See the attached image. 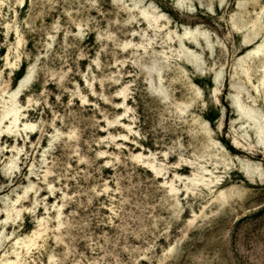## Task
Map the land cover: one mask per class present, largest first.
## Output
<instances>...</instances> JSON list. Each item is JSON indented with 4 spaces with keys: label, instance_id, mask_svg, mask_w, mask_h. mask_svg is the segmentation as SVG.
<instances>
[{
    "label": "rangeland",
    "instance_id": "1",
    "mask_svg": "<svg viewBox=\"0 0 264 264\" xmlns=\"http://www.w3.org/2000/svg\"><path fill=\"white\" fill-rule=\"evenodd\" d=\"M183 4L0 0V116L33 74L18 126L0 124V264H264V145L232 104L239 93L264 114V62L246 56L264 43V0ZM185 25L206 33L183 39L198 54L190 64L177 36ZM40 229L30 251L17 246Z\"/></svg>",
    "mask_w": 264,
    "mask_h": 264
},
{
    "label": "bare ground",
    "instance_id": "2",
    "mask_svg": "<svg viewBox=\"0 0 264 264\" xmlns=\"http://www.w3.org/2000/svg\"><path fill=\"white\" fill-rule=\"evenodd\" d=\"M141 1V0H140ZM229 1V0H228ZM232 1V0H230ZM133 2V1H132ZM184 0H178V4L180 6H182ZM228 3V2H227ZM227 3L224 4V8L227 6ZM133 4V3H132ZM142 4V3H141ZM136 6V4H134ZM138 5V4H137ZM140 5V4H139ZM184 5V4H183ZM231 6V3L230 5ZM139 8V11L140 12V16L143 17V19H145V21H147L148 24L150 25H154V26H158L159 24V20H161L160 18L162 17L161 14H157V12H153L149 9H147L146 7H138ZM151 8V7H150ZM154 9V8H153ZM184 10V9H183ZM160 13V12H158ZM263 13V12H262ZM264 17V14H261L260 17H258V20H261L262 18ZM163 18V17H162ZM162 21V20H161ZM163 23V21H162ZM167 23V22H166ZM165 24V23H164ZM168 24V23H167ZM166 24V25H167ZM255 25V23H254ZM162 27V26H160ZM166 27V26H164ZM151 28H154V27H151ZM160 29V28H159ZM164 29V28H163ZM153 30V29H152ZM156 30V29H155ZM161 30V29H160ZM169 30V29H168ZM173 32V31H171ZM207 32V31H206ZM251 32V31H249ZM171 34V33H170ZM258 33L255 32L253 34V36L251 37H248V38H242L244 40H242V43H240V48L241 49H245V48H249L251 46H253L255 43L258 42L259 40V37L257 35ZM173 36V34H171ZM170 35V36H171ZM205 31H202L200 30V28L198 26H194V27H190V26H182V30L180 33H177V36L180 40V45L182 47V52H183V55L185 57V59L190 63H193L196 61V59L198 58V54L192 50V49H189L186 45H185V40L183 41V39H187V40H196L197 39V36H202L203 38H205ZM167 36V35H166ZM169 36V37H170ZM170 37L173 38V37ZM208 36V34H207ZM249 36V35H248ZM168 37V36H167ZM169 39V38H168ZM209 39V38H208ZM207 39V40H208ZM186 40V41H187ZM206 40V41H207ZM127 41V40H126ZM130 41V40H129ZM172 42V40H170ZM263 41V40H262ZM261 41V42H262ZM20 42V41H19ZM18 42V43H19ZM193 42V41H191ZM196 42V41H195ZM128 43H131V42H128ZM136 43V42H135ZM190 43V42H189ZM127 44V43H126ZM132 44V43H131ZM210 44V42H209ZM170 45V43H169ZM212 45V44H211ZM189 46V45H188ZM141 48V46H140ZM179 51V50H178ZM165 53V52H164ZM178 53V52H177ZM168 54V52H167ZM165 55V54H164ZM181 56V55H180ZM249 60H254V59H262L263 62H264V43L261 44L260 46H258L257 48L253 49L252 51L248 52V54L246 55ZM165 58V57H164ZM180 58V57H179ZM246 59V58H245ZM181 60V59H180ZM242 61V60H241ZM165 62V61H164ZM154 63V62H153ZM168 63V62H167ZM186 63V62H185ZM248 63V62H247ZM249 65V64H248ZM264 66V63L262 64ZM152 67V66H151ZM243 67V73L244 75L246 76V79L248 80V82L251 83V75L249 74L248 72V68L244 65H242ZM150 69V67H149ZM263 69V68H262ZM262 72V71H261ZM261 74V73H260ZM32 72L31 71H28L26 74H24L23 76L20 77L19 79V82L15 88V90L12 92V94H9V100L6 102V104H4V108H2V112H1V116H0V124L2 123V121H4V119L8 118L9 120V126L6 127L7 129L11 130L15 127L18 126V122L20 120V115H21V108L22 106L18 104V100H17V97L19 95L22 94L23 90L25 89V87L27 86L28 82L31 80L32 78ZM243 75V74H242ZM159 77H161L159 75ZM161 80V79H160ZM31 82V81H30ZM262 84V85H261ZM261 86H263V89H264V69H263V72H262V78H261ZM259 85V86H260ZM126 88V87H125ZM162 88V87H161ZM122 89V88H121ZM120 89V94H122V98H124V100L126 99V95L125 94V90L126 89ZM254 90L255 92H259V88L258 86H254ZM163 91V90H162ZM264 91V90H263ZM262 91V93H263ZM119 94V95H120ZM257 94V93H256ZM260 95V94H259ZM258 95V96H259ZM252 100V99H251ZM250 100V101H251ZM127 101V99H126ZM254 101V103H256L255 101L256 100H252ZM4 102V101H3ZM127 103V102H126ZM249 103V102H248ZM253 103V104H254ZM124 104V103H122ZM234 104V108L235 110L238 112L239 116L241 118H244L245 121H247L248 123L247 124H250L252 125V128H253V131L254 133L256 134V140L258 143H261L262 145H264V114L262 112H260V110H256L253 106L251 105H248L246 103V101L244 99L241 98L240 94L237 93L236 95H234V99H233V103ZM252 104V105H253ZM127 108L128 106L125 105ZM124 107V106H123ZM127 108H125L127 110ZM23 111V110H22ZM128 112V111H127ZM124 114H127V113H124ZM21 122V121H20ZM111 122V121H109ZM114 122V121H113ZM244 122V121H243ZM36 124H33V123H29V122H24L23 123V128L25 130L29 129V130H32L34 129ZM127 127H128V124H127ZM132 131V130H131ZM72 134H74L73 132H70ZM68 133V134H70ZM58 135V133L56 134ZM71 135V134H70ZM69 135V136H70ZM74 136V135H73ZM122 137H127V135L125 134H122ZM167 154V153H166ZM137 160H139L140 162L142 163H145L148 167H149V170L153 171L155 173L156 176L160 177V175L162 174L163 175V170L165 169L161 164H156L155 163V157L153 156L152 153H150L149 155L147 154H144L142 152H139L137 154H135L134 156ZM152 157V158H151ZM15 158V156H14ZM12 158L10 160V163H9V166H8V169H12L13 166L16 165V159ZM133 158V156H132ZM135 159V161H136ZM249 165V164H248ZM249 167H252V166H249ZM7 169V170H8ZM9 171V170H8ZM166 173V172H165ZM260 174V173H259ZM44 177V176H43ZM46 177V176H45ZM176 177H179V175H176ZM164 178V177H163ZM207 178V177H205ZM188 179V182H203L204 181V174L203 175H200L198 177L196 176H193L192 178H189L187 177ZM176 180V179H175ZM181 180V179H180ZM213 180V179H212ZM210 181V180H209ZM207 181V182H209ZM166 182V181H165ZM212 182V181H210ZM33 183V182H32ZM168 183V188H169V191L172 192V193H176L178 188L176 187V185L174 184V180L171 179L169 182H166ZM51 186V185H50ZM191 187V185H188ZM33 186L32 185H28L24 188V191H23V195H25L26 193H28L29 189H31ZM186 189H187V186L185 185ZM193 187V186H192ZM191 189V188H190ZM189 191H192V190H189ZM23 195H19L14 201H12L13 204L12 205V208L11 209H8L6 210V217L5 219L8 221V218L11 217V214L10 213H13L11 211H14V214L17 216L19 215L21 209L17 208L15 206V204L19 201L20 198H23ZM176 195V194H175ZM226 196V195H225ZM60 215V214H59ZM15 216V217H16ZM197 216V215H196ZM42 219V218H41ZM44 221V220H43ZM47 222V221H46ZM59 222V221H58ZM41 226V225H40ZM45 229H48L46 228L45 226H43ZM46 231V230H45ZM42 229L40 230H34V232L32 233L31 236L29 237H25V238H22V239H18L16 241V244L17 246L20 245V247H25L24 249H26V251H28L33 245L36 244L37 242V239L38 237L41 236L42 234ZM16 248V247H15ZM30 251V250H29ZM20 252V251H19ZM29 253V252H28ZM23 255V254H22ZM17 258L18 256H20L18 253L16 254ZM23 257V256H22ZM52 258V256H51ZM18 260V259H16ZM16 260H9V259H6L3 261L2 264H15ZM20 260V259H19ZM18 260V261H19Z\"/></svg>",
    "mask_w": 264,
    "mask_h": 264
}]
</instances>
